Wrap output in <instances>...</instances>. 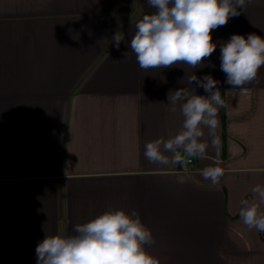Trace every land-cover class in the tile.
Returning a JSON list of instances; mask_svg holds the SVG:
<instances>
[{
	"label": "crops",
	"instance_id": "1",
	"mask_svg": "<svg viewBox=\"0 0 264 264\" xmlns=\"http://www.w3.org/2000/svg\"><path fill=\"white\" fill-rule=\"evenodd\" d=\"M238 10L195 70L220 82V145L159 165L145 145L181 130L167 95L186 86V66L140 69L128 44L154 11L146 0H0V264H37L47 234L116 209L138 212L160 264H264V232L239 217L264 185V67L242 93L224 83L219 59L233 34L264 37V0ZM216 165L225 174L213 185L201 171Z\"/></svg>",
	"mask_w": 264,
	"mask_h": 264
},
{
	"label": "clouds",
	"instance_id": "2",
	"mask_svg": "<svg viewBox=\"0 0 264 264\" xmlns=\"http://www.w3.org/2000/svg\"><path fill=\"white\" fill-rule=\"evenodd\" d=\"M252 0H146L153 12L134 24L128 47L141 70L171 69L185 65L180 81L186 86L170 90L167 99L170 111L179 109L183 117L181 130L174 136L152 140L145 145L144 157L149 163L166 165L184 163L187 158H205L209 147L218 148V110L224 105L220 83L211 74L198 77L218 44L212 32L238 17ZM133 29V26H132ZM124 36L113 37L119 48ZM220 70L224 83L231 89L247 93L245 85L256 80L264 67V37L250 33L245 37L233 34L219 42ZM128 52L124 53L126 57ZM214 68L215 65H212ZM187 69H192L191 74ZM202 88L206 95L197 94ZM207 129V137L205 133ZM170 153L171 156L166 155ZM204 179L219 183L225 170L219 165L202 169ZM253 198L240 201L239 217L251 231L264 232V185L252 188ZM71 235H46L36 247L37 264H160L147 246L155 243L152 231L138 212L123 209L107 210L87 222L76 224Z\"/></svg>",
	"mask_w": 264,
	"mask_h": 264
},
{
	"label": "built area",
	"instance_id": "3",
	"mask_svg": "<svg viewBox=\"0 0 264 264\" xmlns=\"http://www.w3.org/2000/svg\"><path fill=\"white\" fill-rule=\"evenodd\" d=\"M187 160H188V162H191V161H192V159H191V158H188Z\"/></svg>",
	"mask_w": 264,
	"mask_h": 264
},
{
	"label": "trees",
	"instance_id": "4",
	"mask_svg": "<svg viewBox=\"0 0 264 264\" xmlns=\"http://www.w3.org/2000/svg\"><path fill=\"white\" fill-rule=\"evenodd\" d=\"M222 116H223V118H224V112H223Z\"/></svg>",
	"mask_w": 264,
	"mask_h": 264
}]
</instances>
